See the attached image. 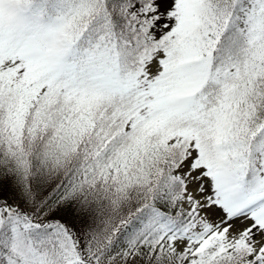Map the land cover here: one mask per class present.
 Instances as JSON below:
<instances>
[{
  "label": "snow or ice",
  "instance_id": "snow-or-ice-1",
  "mask_svg": "<svg viewBox=\"0 0 264 264\" xmlns=\"http://www.w3.org/2000/svg\"><path fill=\"white\" fill-rule=\"evenodd\" d=\"M0 264H264V0H0Z\"/></svg>",
  "mask_w": 264,
  "mask_h": 264
}]
</instances>
